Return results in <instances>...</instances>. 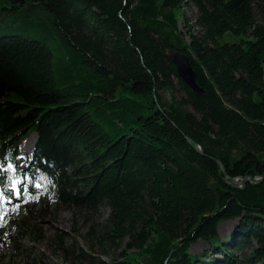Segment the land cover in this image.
Masks as SVG:
<instances>
[{
	"label": "trees",
	"instance_id": "obj_1",
	"mask_svg": "<svg viewBox=\"0 0 264 264\" xmlns=\"http://www.w3.org/2000/svg\"><path fill=\"white\" fill-rule=\"evenodd\" d=\"M259 4L0 0V166L37 133L25 169L33 203L22 194L0 218V248L10 241L40 262L21 239L42 237L34 221L54 203L84 215L111 255L80 252L74 264H264V177L238 186L221 169L229 181L264 176ZM169 49L188 54L204 93ZM199 239L203 257L190 252ZM227 244L249 251L234 257Z\"/></svg>",
	"mask_w": 264,
	"mask_h": 264
},
{
	"label": "rangeland",
	"instance_id": "obj_2",
	"mask_svg": "<svg viewBox=\"0 0 264 264\" xmlns=\"http://www.w3.org/2000/svg\"><path fill=\"white\" fill-rule=\"evenodd\" d=\"M259 3L260 11L258 18L261 22L264 23V0H259ZM186 10L189 15H193V13L195 12L193 11V9L190 10L187 8ZM224 38H226V36ZM175 83L177 85V88H179L177 79H175ZM180 92H182L181 89L178 90V95H181ZM33 133L36 132L31 131V133L23 139L20 145L21 155L18 160V164L21 166L25 165L27 158L32 154V150L37 140V133L35 136L36 138L34 137L35 141L33 142V144H31L29 141L27 144L26 138L31 136ZM12 163L13 162H8L7 165ZM7 165L4 167V170L7 171V179L10 180V173L14 171V168H9L7 167ZM241 179L234 178L233 181H229L228 177L225 178L227 182H233V184L240 186L243 185L241 183H238V181H240ZM30 203H33L31 199ZM11 208L12 206H8L7 210ZM98 213H100V215H98ZM98 213L92 217L94 218V220L102 221L107 217L108 209L102 207ZM34 224L37 229V234H39V236L41 235L42 237L40 239L26 237L24 239H21V243L35 251L37 253V256L40 258V262H35L26 253L17 251L12 242L8 241L3 247L0 248V264H74L73 255L80 252L86 253L89 256L91 254L100 255L104 260L107 261L111 257V255L104 254V249L98 243L97 238L93 235L88 234L91 223L89 222V220H86L84 215H82L80 212L75 215L71 209L67 207L56 208V204L53 203L49 206L48 213L45 219H36L34 221ZM236 225L237 219L224 220L219 226L220 239H222V241H226L230 237L233 229L235 230ZM123 245H125V243ZM232 245L233 244H227V251H229L234 257L238 256L239 258H241L242 252L247 253L249 251V248L246 246H242L238 250L236 249L237 247L235 245ZM209 248L210 244L208 241L199 239L191 245L190 252L196 255H202L203 257L204 252L209 253L208 251L211 249ZM109 250H111L110 252L112 256H117L118 258L122 257L121 250H117L115 248H109ZM129 250L136 251L135 248ZM221 253L220 255H218L217 253L215 256L224 257L225 254L223 252ZM88 262V260H85L84 264H88ZM217 264H220V262H218Z\"/></svg>",
	"mask_w": 264,
	"mask_h": 264
},
{
	"label": "water",
	"instance_id": "obj_3",
	"mask_svg": "<svg viewBox=\"0 0 264 264\" xmlns=\"http://www.w3.org/2000/svg\"><path fill=\"white\" fill-rule=\"evenodd\" d=\"M168 56L171 59V61L176 65L177 71L179 75L183 78L185 83L189 85L193 89L194 92L200 93V94L204 93V89L197 82L196 72L192 66L191 59L188 56V54L175 50V49H169ZM188 139L194 144L196 149H198L200 152H203V149L200 146V144L190 139V137H188ZM217 160L222 165L221 161L219 159ZM222 167L225 168L223 165ZM263 177L264 176H259V177L244 176L240 181L238 180L237 181L238 183L244 184L247 180L256 182V181L262 180Z\"/></svg>",
	"mask_w": 264,
	"mask_h": 264
},
{
	"label": "snow or ice",
	"instance_id": "obj_4",
	"mask_svg": "<svg viewBox=\"0 0 264 264\" xmlns=\"http://www.w3.org/2000/svg\"><path fill=\"white\" fill-rule=\"evenodd\" d=\"M7 167L14 168L15 166L12 164H9V165H7ZM13 187L16 188L17 187L16 184H13ZM17 194H19V193L17 192ZM4 199H10V197H3L2 190H0V204L3 203ZM2 216H3V213H0V218H2Z\"/></svg>",
	"mask_w": 264,
	"mask_h": 264
},
{
	"label": "bare ground",
	"instance_id": "obj_5",
	"mask_svg": "<svg viewBox=\"0 0 264 264\" xmlns=\"http://www.w3.org/2000/svg\"><path fill=\"white\" fill-rule=\"evenodd\" d=\"M28 141L32 144L33 141H34V136H31V137L27 138V144H28ZM25 143H26V141H25ZM222 170H223V172L225 174V178L228 177V173H227L226 169L222 167ZM239 179H241V178H239Z\"/></svg>",
	"mask_w": 264,
	"mask_h": 264
}]
</instances>
